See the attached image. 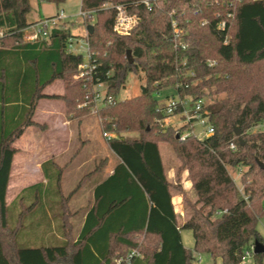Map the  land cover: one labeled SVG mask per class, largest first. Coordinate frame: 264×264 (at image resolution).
Here are the masks:
<instances>
[{
    "label": "trees",
    "instance_id": "trees-1",
    "mask_svg": "<svg viewBox=\"0 0 264 264\" xmlns=\"http://www.w3.org/2000/svg\"><path fill=\"white\" fill-rule=\"evenodd\" d=\"M80 6L86 29L92 26L86 45L94 68L86 79L77 77L83 56L68 50V29L55 28L47 38L29 42V0H0V264H114V258L134 250L139 256L129 264H193V253L240 264L255 241L264 245L256 230L264 218V170L258 167L264 163V0H81ZM116 6L136 18L127 35L113 31ZM173 23L184 30L176 40ZM129 74L142 75L141 92L118 101ZM55 80L62 82V95H43ZM97 84L113 101L95 114L101 130L113 135L107 145L118 162L94 187L75 240L66 231L61 169L43 164L46 192L59 199L54 224L62 239L20 247L23 218L35 209L25 200L32 195L35 202L39 186L16 197L12 204L23 211L10 222L5 195L16 153L12 143L35 125L32 116L40 99L61 100L67 119L94 113ZM167 88L179 99L202 101L211 136L179 141L186 126H163L165 101L154 94ZM159 144L170 147L179 163L177 176L186 171L195 193L181 226L172 204V191L180 189L166 177ZM237 166L243 168L241 191L227 169ZM180 229L191 230L193 251L183 247ZM261 255H254L257 264H264Z\"/></svg>",
    "mask_w": 264,
    "mask_h": 264
},
{
    "label": "rangeland",
    "instance_id": "rangeland-1",
    "mask_svg": "<svg viewBox=\"0 0 264 264\" xmlns=\"http://www.w3.org/2000/svg\"><path fill=\"white\" fill-rule=\"evenodd\" d=\"M80 1L81 0H65L64 3L57 6L55 4L48 3L43 0H29V13L27 15V21H35L40 18L44 19V18L53 17L57 15L60 11H63L67 19L63 21V24H61L60 27L64 30L68 29L72 37L70 38V46L68 47V50L71 53L81 54L82 56H85L87 54L86 53L87 32H86L85 21L79 15L81 12ZM176 30L179 32H184L182 28L181 29L176 28ZM142 85H143L142 75L129 74L127 81L124 84V87L121 88V90L119 91L117 100L122 101L139 95L141 92ZM171 96L176 98V93L171 88L164 89L159 93L154 94V97L157 100L163 102L164 101L166 102V97L171 99ZM95 113L96 112L90 114L89 116L86 115L89 117V123L85 126L86 128L83 130L84 131L83 133L86 138L82 136V140L86 141L84 144L85 146L82 149L78 159H76V161L73 164H70L69 167H67V169L63 173L61 180V194L63 199H66L67 196L75 189L76 185L84 175L94 171L96 167L100 165V161L106 159V162L104 163L103 167H99L100 172L96 173L92 177L87 178L83 183V186L75 193V195L72 196L70 202H68L67 200V202H65L64 204V208L66 209L65 211L67 213V216L65 217V221L67 226L66 231L68 230L69 232L68 235L69 240H75L76 235H78L81 229L80 218L83 210L88 207L86 204L91 197L92 189L95 183H97L99 179L103 178L104 175L107 173L108 169L111 168L113 165H115V162L117 161L116 156L111 152L110 148H108L107 146V139L103 137L104 132L101 130L100 127V120L98 118L99 116H97ZM181 125H183V122L180 120L179 115L169 117V126L176 129ZM193 131L194 134L200 135L202 129L194 123ZM31 133L32 132L26 133L22 137L20 142L28 140ZM106 134L107 136H111V137L113 136L109 133ZM134 135L135 134L133 133L129 134V136H134ZM15 146L25 147L24 145L21 146L19 142H17ZM68 148H69V152L67 155L77 151L78 148H80V140L76 139L72 141L70 144H68ZM159 149L162 153V156H164L165 158L166 170L164 171L167 179L171 182V184L175 185L180 189V192L178 190L172 191L174 201H176L178 198L181 199L180 204L182 206L183 214L182 215L178 214V223H181L182 221L185 222L190 216V208L188 207V204L194 203L196 199L195 194L192 195L190 193L188 194L183 191L182 186L185 185L186 181L187 182L190 181L188 180L187 175L186 177H184V173L186 171L180 172L179 175L177 176L176 168L178 167L179 163L174 158V155L170 147L165 144H159ZM67 155H65L66 159H67ZM169 163H171L172 166H170ZM227 169L236 187L238 188L239 191H241L242 188L241 185H239L240 184L239 179L241 173L243 172V169L242 171H238L237 167L236 169H232V168H227ZM9 200H10V193H9ZM28 200H25L26 206L32 203L30 202L31 199ZM22 209L23 208H21V205L16 203L9 206V216H10V220H12L10 222H13L17 218L19 212L23 211ZM73 211H76L77 213L75 214L73 213ZM23 219H24V223H23L24 227L19 232L18 235V245L20 247H39L44 245L49 246L55 244L56 242L55 235L50 237L48 235L46 237L47 235L45 233V231L47 230V226H45L46 224L40 226V229H36L35 227L38 223V220L41 219L39 206L36 207V209H32L28 213V215ZM55 227H53L54 230ZM180 230H181L180 234L182 237V242L184 247L186 249L193 251V235L191 230L189 229H180ZM256 230L261 236V238L264 239V218H261L257 221ZM53 232L55 233V231ZM131 252L132 251H128L125 255L114 258L113 263L118 264V262L120 261L123 260L125 261ZM135 252L138 253L137 251ZM258 260H259L258 257L255 258L252 252L250 257L244 258L240 264H257ZM261 260L262 263H264V254L261 255ZM196 261L200 262L199 264H222L220 259H212L206 254L204 255L196 254L193 264H195ZM120 264H126V263H120Z\"/></svg>",
    "mask_w": 264,
    "mask_h": 264
},
{
    "label": "crops",
    "instance_id": "crops-1",
    "mask_svg": "<svg viewBox=\"0 0 264 264\" xmlns=\"http://www.w3.org/2000/svg\"><path fill=\"white\" fill-rule=\"evenodd\" d=\"M41 19L43 18L28 22L33 24L37 21H40ZM62 93H63V86L60 80H55L54 82H52V84L46 86L42 91V94L45 96H61ZM33 114L34 115L32 116V121L35 125L25 128L22 135L19 138L15 139L14 142L12 143V147L16 150V153L13 155V159L11 163V170L9 175L10 177L8 180L5 202L7 206L12 205L13 201L21 193L22 190L34 185H38L39 191L35 193L36 196L35 202L33 200L32 195L28 196L26 200L31 199L30 202H32V204L35 203L34 204L35 209L36 207L39 206V211L41 215V219L39 221L42 223L37 224L35 226L36 229H40V226L46 224L45 225L47 226V230L45 231V233L47 234L46 237L48 235L49 237L55 235V239H56L55 244H56L58 241L62 239L59 230H57V228L55 227L56 223L54 224V220L57 221V217L54 218V212L58 213L57 210H59L58 209L59 199L55 198L54 195L51 194L48 195L49 193L46 192V189L48 188L49 184L45 179L46 177H44L43 175L41 166L47 162H52L59 169H61V175H60V189H61V180L63 173L65 172L67 167H69L70 164H73L76 161V159H78L82 149L85 146L84 144L86 141L82 140V136L85 137L83 130L86 128L85 126L89 123L88 116L90 114L82 118L67 119L65 117L66 115H64L63 102L59 99H48V98L40 99L37 102ZM28 132H32L29 139L20 142L22 137ZM76 139L80 140V148H78L77 151L67 155L69 152L68 144H70L72 141ZM17 142H19L21 146L24 145L25 147L15 146ZM159 152H160L163 168L164 170H166L165 158L164 156H162L160 149ZM65 155H67V159ZM105 162L106 159L100 161V165L96 167L94 171L84 175L82 179H80V181L75 187L76 191L74 193H72L73 192L72 191L67 196L68 202H70L72 196L75 195V193L83 186V183L87 178L92 177L96 173L100 172L99 167H103ZM117 162L118 159L115 162V165L117 164ZM169 164L170 166H172L171 163ZM115 165H113L111 168L108 169L104 177L99 179V181L95 183L94 187L97 184L104 181L109 175L112 174ZM186 175L187 174L185 172L184 177H186ZM80 182L81 185L79 186ZM190 183L191 182L186 181L185 185L182 186V189L185 193L188 194L190 193L194 195L195 193ZM93 189H92L91 197L86 204L88 207L83 210L80 218L81 228L83 226L87 210L92 205ZM9 193H10V200H9ZM180 203H181L180 198H178L176 201H174V197L172 198V204L174 206V211L177 216V222H178V214L181 215L183 214L182 206ZM49 204L50 206L51 205L53 206V208L51 209L52 211L48 207ZM76 211H73V213L76 214L77 213ZM48 221H51L50 225L47 224ZM183 223L184 221L178 223V225L181 226ZM53 227H55V230L53 229ZM53 231H55V233ZM78 235H76L75 239L77 238ZM181 242H182V237H181ZM195 255L196 254L193 253L194 259H195ZM198 255H202V254H198Z\"/></svg>",
    "mask_w": 264,
    "mask_h": 264
},
{
    "label": "built area",
    "instance_id": "built-area-1",
    "mask_svg": "<svg viewBox=\"0 0 264 264\" xmlns=\"http://www.w3.org/2000/svg\"><path fill=\"white\" fill-rule=\"evenodd\" d=\"M115 10L116 16L113 25V31L118 35H127L133 28L136 22V18L134 16L127 15L125 13V10L121 6H116ZM79 15L82 18L85 17V14L82 12H80ZM66 19L67 17L64 15L63 11H60L57 15L53 17L41 19L40 21L31 24L25 29V39L29 42H34L39 39L47 38L51 30L59 28L60 25L63 24V21ZM172 26L174 28V39L176 40L179 36V31L176 30L174 23L172 24ZM86 53L87 54L83 56V64L81 65V71L77 76L78 78L86 79L87 74L91 73L94 68L89 63L88 50ZM91 101L93 103V106L91 107L92 112H96L100 108V106H102L105 102H113L110 97H105L104 87L101 84H97L93 87V96ZM177 111L178 113H176ZM163 113L164 119H162L161 122L164 127L169 126V117L175 115H179L180 120L183 122V125L181 126L187 127V130L177 135L179 141H184L185 138L189 136H194L197 139H203L205 137L211 136L214 132L212 126L208 123L209 120H207L206 112L203 110L202 101L200 100L191 102L188 99L182 100L176 96V98L166 100V102L164 103ZM194 123L202 129L200 135L194 134ZM103 137H105L107 140L111 138V136H107L106 133H103ZM235 149V145L230 144V150L234 151ZM237 168L238 171H242L243 169L242 166H237ZM250 247L251 248L244 252L243 259L246 257H250L253 245H251ZM138 256V253L132 251L125 261H120L118 262V264H129L133 258ZM195 264H199V262L196 261Z\"/></svg>",
    "mask_w": 264,
    "mask_h": 264
},
{
    "label": "water",
    "instance_id": "water-1",
    "mask_svg": "<svg viewBox=\"0 0 264 264\" xmlns=\"http://www.w3.org/2000/svg\"><path fill=\"white\" fill-rule=\"evenodd\" d=\"M86 32L88 35L92 33V26H88L86 29ZM126 59L128 63H132V58H131V52L129 50L126 51ZM235 136L238 138V141L241 142V137H240V131L235 130L234 131ZM258 167L260 170H264V163H258ZM253 255H261L264 254V245H262L259 242H254L253 243V249H252Z\"/></svg>",
    "mask_w": 264,
    "mask_h": 264
}]
</instances>
